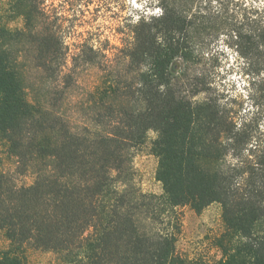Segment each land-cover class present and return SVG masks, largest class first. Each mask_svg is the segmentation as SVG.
<instances>
[{
  "label": "trees",
  "instance_id": "trees-1",
  "mask_svg": "<svg viewBox=\"0 0 264 264\" xmlns=\"http://www.w3.org/2000/svg\"><path fill=\"white\" fill-rule=\"evenodd\" d=\"M85 2L22 0L20 30L0 17V264H26L29 251L62 264H264V0H154L158 13L129 19L104 61L68 25ZM71 35L72 61L101 73L72 109ZM219 36L247 76L245 99L189 72ZM150 132L161 195L143 193L133 167ZM213 204L210 263L178 241L181 208Z\"/></svg>",
  "mask_w": 264,
  "mask_h": 264
},
{
  "label": "rangeland",
  "instance_id": "rangeland-1",
  "mask_svg": "<svg viewBox=\"0 0 264 264\" xmlns=\"http://www.w3.org/2000/svg\"><path fill=\"white\" fill-rule=\"evenodd\" d=\"M22 0H0L1 24L12 30H20L23 26L22 19L18 17L17 8ZM47 5H60L66 0H44ZM84 2V1H83ZM86 3V2H85ZM158 8L154 0H88L86 6L75 13L72 9L66 12L69 18L68 25L73 27L75 35L82 34L88 45L100 51L96 60H103L101 55L112 57L116 48L122 45V38L128 31L129 19L138 20L141 14L150 16L157 14ZM66 39L69 45V57L67 67L75 68V80L77 87L72 96L69 108L72 109L81 93L91 90L99 82L100 71L94 65L83 62L82 58L72 61V54L76 52V39ZM23 46V52H28V45ZM23 63L30 66L29 56H25ZM191 71V72H190ZM190 74L201 73L203 79L212 90L224 95L226 98L241 97L247 95V76L243 74L241 63L234 50L226 45L225 38L219 36L212 40L205 48L203 57L190 67ZM188 74V73H187ZM30 96V90H29ZM204 94L197 96L201 100ZM155 134L150 132L145 145L134 155L133 167L136 172V184L143 193L161 195L162 186L156 180L157 158L149 153L150 142ZM18 182L29 185L32 180L30 175L18 177ZM182 227L178 241L179 251L191 258L203 257L207 262H213L219 258V253L213 245V240L222 230L221 210L219 205L213 204L202 212L197 213L189 207L181 208ZM4 243L1 241L0 247ZM26 264H62L51 253L30 251L27 253Z\"/></svg>",
  "mask_w": 264,
  "mask_h": 264
}]
</instances>
